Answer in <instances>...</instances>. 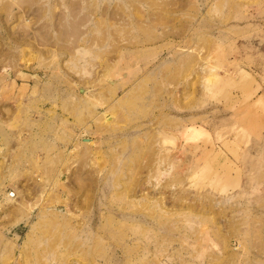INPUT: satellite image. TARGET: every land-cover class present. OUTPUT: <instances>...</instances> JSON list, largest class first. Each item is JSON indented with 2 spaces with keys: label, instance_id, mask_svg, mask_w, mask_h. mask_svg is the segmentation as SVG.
Segmentation results:
<instances>
[{
  "label": "rangeland",
  "instance_id": "rangeland-1",
  "mask_svg": "<svg viewBox=\"0 0 264 264\" xmlns=\"http://www.w3.org/2000/svg\"><path fill=\"white\" fill-rule=\"evenodd\" d=\"M0 264H264V0H0Z\"/></svg>",
  "mask_w": 264,
  "mask_h": 264
},
{
  "label": "built area",
  "instance_id": "built-area-1",
  "mask_svg": "<svg viewBox=\"0 0 264 264\" xmlns=\"http://www.w3.org/2000/svg\"><path fill=\"white\" fill-rule=\"evenodd\" d=\"M10 195L13 197V196H15V193L14 192H11Z\"/></svg>",
  "mask_w": 264,
  "mask_h": 264
},
{
  "label": "bare ground",
  "instance_id": "bare-ground-1",
  "mask_svg": "<svg viewBox=\"0 0 264 264\" xmlns=\"http://www.w3.org/2000/svg\"><path fill=\"white\" fill-rule=\"evenodd\" d=\"M90 143V142H89Z\"/></svg>",
  "mask_w": 264,
  "mask_h": 264
}]
</instances>
